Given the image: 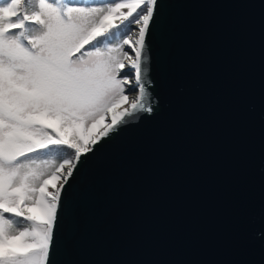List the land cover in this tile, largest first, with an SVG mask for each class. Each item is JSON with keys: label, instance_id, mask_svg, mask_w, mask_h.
<instances>
[{"label": "water", "instance_id": "1", "mask_svg": "<svg viewBox=\"0 0 264 264\" xmlns=\"http://www.w3.org/2000/svg\"><path fill=\"white\" fill-rule=\"evenodd\" d=\"M159 4L155 110L78 178L79 246L64 259L264 264V0Z\"/></svg>", "mask_w": 264, "mask_h": 264}, {"label": "snow or ice", "instance_id": "2", "mask_svg": "<svg viewBox=\"0 0 264 264\" xmlns=\"http://www.w3.org/2000/svg\"><path fill=\"white\" fill-rule=\"evenodd\" d=\"M161 17L159 0H0V264H70L78 178L155 110Z\"/></svg>", "mask_w": 264, "mask_h": 264}]
</instances>
